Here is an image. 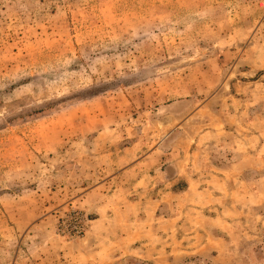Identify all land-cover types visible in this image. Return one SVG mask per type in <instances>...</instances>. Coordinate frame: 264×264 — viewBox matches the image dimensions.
<instances>
[{"label":"rangeland","instance_id":"374dc122","mask_svg":"<svg viewBox=\"0 0 264 264\" xmlns=\"http://www.w3.org/2000/svg\"><path fill=\"white\" fill-rule=\"evenodd\" d=\"M0 264H264V0H0Z\"/></svg>","mask_w":264,"mask_h":264}]
</instances>
